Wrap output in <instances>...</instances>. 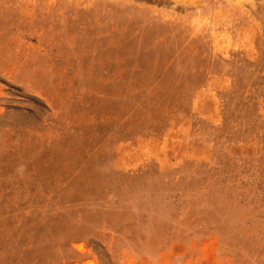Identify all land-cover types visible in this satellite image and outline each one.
I'll return each instance as SVG.
<instances>
[{"label":"rangeland","instance_id":"374dc122","mask_svg":"<svg viewBox=\"0 0 264 264\" xmlns=\"http://www.w3.org/2000/svg\"><path fill=\"white\" fill-rule=\"evenodd\" d=\"M5 1L0 264H264V0Z\"/></svg>","mask_w":264,"mask_h":264},{"label":"crops","instance_id":"0c3cea01","mask_svg":"<svg viewBox=\"0 0 264 264\" xmlns=\"http://www.w3.org/2000/svg\"><path fill=\"white\" fill-rule=\"evenodd\" d=\"M9 6L5 0H0V79L27 94H39L36 89L39 91L44 89L42 85L44 76L35 74L31 70L29 59L23 58V54L14 53L13 49L17 44L23 46L26 43L21 32L26 26L25 19L22 15L21 17L14 15L13 8ZM16 22L19 26L15 25Z\"/></svg>","mask_w":264,"mask_h":264}]
</instances>
